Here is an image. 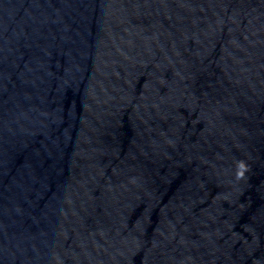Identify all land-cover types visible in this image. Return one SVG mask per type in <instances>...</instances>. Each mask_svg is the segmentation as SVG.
Segmentation results:
<instances>
[{"label": "water", "instance_id": "water-1", "mask_svg": "<svg viewBox=\"0 0 264 264\" xmlns=\"http://www.w3.org/2000/svg\"><path fill=\"white\" fill-rule=\"evenodd\" d=\"M0 264H264V0H0Z\"/></svg>", "mask_w": 264, "mask_h": 264}]
</instances>
